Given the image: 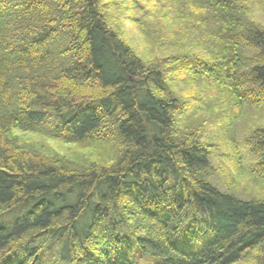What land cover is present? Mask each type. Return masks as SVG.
I'll list each match as a JSON object with an SVG mask.
<instances>
[{
    "label": "trees",
    "instance_id": "obj_1",
    "mask_svg": "<svg viewBox=\"0 0 264 264\" xmlns=\"http://www.w3.org/2000/svg\"><path fill=\"white\" fill-rule=\"evenodd\" d=\"M242 1L156 0L158 15L193 20L189 37L197 32L210 58L187 51L164 66L120 40L101 0H0V264H239L255 253L264 264V200L206 180L224 132L209 126L215 106H229L231 121L264 107V30ZM13 65L27 66L25 81ZM179 73L232 95L209 103L194 88L173 98L169 75ZM200 113L211 115L195 129ZM46 119L58 140L111 142L115 161L66 168L8 144L13 127ZM239 140L264 179V130ZM116 245L127 252L114 257Z\"/></svg>",
    "mask_w": 264,
    "mask_h": 264
},
{
    "label": "rangeland",
    "instance_id": "obj_2",
    "mask_svg": "<svg viewBox=\"0 0 264 264\" xmlns=\"http://www.w3.org/2000/svg\"><path fill=\"white\" fill-rule=\"evenodd\" d=\"M155 1L156 0H101L103 12H105L104 14L108 19L109 26L119 36L120 40L141 60L145 62L162 63L166 66L171 59L174 60L176 57H179V55H187L185 53L187 51H189V53L193 52L192 55L194 56L203 57L204 60L210 59L205 55L203 49L199 47V40L193 43L196 37L199 39L197 32L194 33L193 39L189 37L187 25H190L193 20L185 17L180 21L175 17L173 12L163 11V13L158 15L160 10H157ZM240 4H242L246 10L245 13H248L247 15L244 14L247 20L264 30V0H243ZM182 25H185L186 28L184 29ZM191 26L190 31L193 33ZM175 42H181L182 45H175L177 44ZM217 44L221 47L223 42L217 41ZM189 46L192 47V49ZM212 50L214 54V49ZM60 56L64 60L68 58V55L65 56L64 54H60ZM1 64L0 75L2 76V70H7L8 65L5 63ZM25 67L27 66L14 67L13 65L14 69L11 70L10 73L17 76L14 79L22 81L27 79L26 76H23L25 70H27ZM181 73H179L178 77H171V75H169L172 79L171 89L173 98H186V95L194 92L192 91L194 88L202 90L207 89V92H209H206V96H209V103L213 100L218 101L220 95L224 99H226L227 94L229 96L232 95L231 92H228L227 89H223V87H219L217 93H215L218 82L214 79L211 85L200 82V85L197 83L187 84L185 75ZM4 75L7 77L9 76L8 74ZM13 87L18 88V86ZM212 93L215 97L211 96L213 95ZM220 105H222V103H220ZM228 107L229 106H215L214 110L212 112L210 111L214 115L209 119V126H214L215 131L223 129L224 132L219 133L217 139L214 140L215 144L213 145L216 149H212V158L210 161L215 169V174H208L206 180L211 185L217 186L216 188H218L219 191L226 190L229 194L236 195L240 199L264 200V179L255 178V172L258 169L252 166L254 164L256 165L257 162H255L256 160L251 162L252 158L246 161L245 146L238 142L240 141L239 139L249 136V133L254 130H264V107L259 111L253 108H245V113L241 114V116L238 114V119L234 120L233 118L232 121L227 114L232 113ZM211 113H200L195 120V129H200L198 123L202 119L204 120L205 116H210ZM51 125V122L46 119L43 126H40L39 129L24 130L15 126L10 132L13 142L9 139L10 142L8 141V144L11 145L13 143L15 146L24 147L26 148V152H34L39 158L54 162V164L58 163L66 168L86 169L92 165H108L115 161L117 150L115 148L116 146H113L111 142H102L100 138L79 143L64 142L51 136L53 134L50 130ZM111 125L112 123L110 121H106L104 127L105 132L109 130ZM201 125L202 124H200V126ZM230 126H232V128H230ZM234 128L237 131H234ZM202 131V139L207 141L208 135L213 132H210L208 126L206 127L205 125ZM114 144L116 145V143ZM240 157L245 160H241ZM253 255L254 256L244 259L243 262L239 264H255L259 255L256 253Z\"/></svg>",
    "mask_w": 264,
    "mask_h": 264
},
{
    "label": "bare ground",
    "instance_id": "obj_3",
    "mask_svg": "<svg viewBox=\"0 0 264 264\" xmlns=\"http://www.w3.org/2000/svg\"><path fill=\"white\" fill-rule=\"evenodd\" d=\"M118 245H116V246H113L112 248H111V250H110V252L113 254V256L114 257H116V256H120V253L122 252V253H124V252H127V251H121V250H119L118 248H116ZM138 258V257H137Z\"/></svg>",
    "mask_w": 264,
    "mask_h": 264
}]
</instances>
